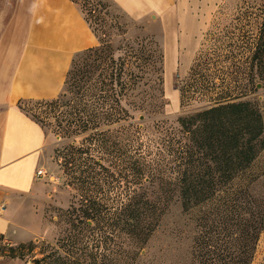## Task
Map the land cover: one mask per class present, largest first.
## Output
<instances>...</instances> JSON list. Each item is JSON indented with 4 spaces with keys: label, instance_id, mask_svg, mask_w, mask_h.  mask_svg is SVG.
I'll return each instance as SVG.
<instances>
[{
    "label": "rangeland",
    "instance_id": "rangeland-1",
    "mask_svg": "<svg viewBox=\"0 0 264 264\" xmlns=\"http://www.w3.org/2000/svg\"><path fill=\"white\" fill-rule=\"evenodd\" d=\"M74 1L99 44L75 56L58 99L20 104L51 143L38 195L20 199L34 248L13 257L22 243L0 236V264H264V231L250 236L264 227V150L232 182L210 175L214 186L197 190L210 199L188 211L179 182L184 169L204 172L188 162L197 148L180 120L251 101L264 124V85L249 73L264 0H140L131 10ZM79 163L99 165L95 186L82 183ZM145 201L138 236L128 215Z\"/></svg>",
    "mask_w": 264,
    "mask_h": 264
},
{
    "label": "crops",
    "instance_id": "crops-1",
    "mask_svg": "<svg viewBox=\"0 0 264 264\" xmlns=\"http://www.w3.org/2000/svg\"><path fill=\"white\" fill-rule=\"evenodd\" d=\"M131 10L140 0H117ZM99 41L72 0H0V236L24 244L21 197L37 196L51 137L21 108L62 94L75 56Z\"/></svg>",
    "mask_w": 264,
    "mask_h": 264
},
{
    "label": "trees",
    "instance_id": "trees-1",
    "mask_svg": "<svg viewBox=\"0 0 264 264\" xmlns=\"http://www.w3.org/2000/svg\"><path fill=\"white\" fill-rule=\"evenodd\" d=\"M72 1L76 3L74 0ZM249 73L253 82L257 78V84L264 85V16L259 38L250 60ZM108 118L111 119L112 116ZM119 120H123V118L121 117ZM180 123L184 128H187L197 148L195 152L188 155V162L195 163L200 161L199 165L204 166L203 173H191L193 172L192 169H184L183 177L179 181L183 207L188 211L191 207L210 199L209 196L200 197L197 194V190L202 188L205 183L208 184V187L210 185L214 186L213 179L209 178L210 175L217 172L220 175V183L222 182L221 177L224 176L228 181L232 182L251 167L264 150V124L258 106L251 101L220 104L198 113L191 117L189 121L182 119ZM107 132L109 131L103 130L99 136H104ZM145 148L141 136L138 135L137 153L146 152ZM197 154L201 158L196 157ZM142 158L144 159V157ZM204 159H207L209 163L206 164ZM97 166L99 167L97 163H94L93 166L90 163H79L83 174L82 183L87 184L89 188L95 186L94 180L99 174L96 172ZM143 172L144 164L142 163L136 167L137 184H140V180L144 176ZM206 176L210 179L207 182L204 181ZM189 193L195 195L191 197ZM151 209L150 203L145 201L140 209L138 208L133 214L128 215L134 220L133 224L128 225L139 232L141 223L147 214L151 212ZM260 231H264V227L259 230L254 227L251 231V238H256L257 233ZM138 236H141V231ZM146 237L148 235H145V239ZM247 246L250 251L252 249L251 245L250 247L249 245ZM33 248V243L29 245L21 244L17 248H11L10 252L13 257H23L25 256V251H32ZM225 264H250V260L245 258Z\"/></svg>",
    "mask_w": 264,
    "mask_h": 264
},
{
    "label": "built area",
    "instance_id": "built-area-1",
    "mask_svg": "<svg viewBox=\"0 0 264 264\" xmlns=\"http://www.w3.org/2000/svg\"><path fill=\"white\" fill-rule=\"evenodd\" d=\"M37 174H38L39 177L42 176L43 175V170H39Z\"/></svg>",
    "mask_w": 264,
    "mask_h": 264
},
{
    "label": "water",
    "instance_id": "water-1",
    "mask_svg": "<svg viewBox=\"0 0 264 264\" xmlns=\"http://www.w3.org/2000/svg\"><path fill=\"white\" fill-rule=\"evenodd\" d=\"M258 87H261V85L259 84Z\"/></svg>",
    "mask_w": 264,
    "mask_h": 264
}]
</instances>
